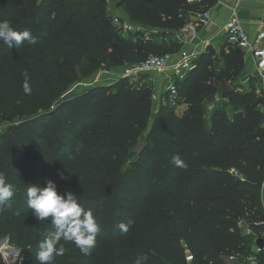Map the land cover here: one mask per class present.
<instances>
[{"label": "trees", "instance_id": "1", "mask_svg": "<svg viewBox=\"0 0 264 264\" xmlns=\"http://www.w3.org/2000/svg\"><path fill=\"white\" fill-rule=\"evenodd\" d=\"M214 3L121 0L120 6L130 23L173 33L191 12H207ZM5 20L37 41L10 49L0 42V124L6 117L19 120L0 136V174L15 192L12 206L0 209V240L21 251L18 264H37L38 244L50 230L51 218L35 219L25 195L47 179L59 192H74L101 228L89 254L64 242L66 252L55 264H188V254L191 264H231V257L254 255L264 264V250L253 252L264 240V94L233 88L230 112H206L207 102L222 96V85L244 70L242 50L227 43L219 53L205 52L178 81L185 109L161 106L150 146L137 154L152 114L150 88L129 79L75 94L70 88L96 69L174 54L181 45L124 38L106 0H0ZM25 72L30 94L23 91ZM176 155L187 168L172 163ZM130 220L121 232L118 225ZM9 249L0 251L12 264Z\"/></svg>", "mask_w": 264, "mask_h": 264}, {"label": "clouds", "instance_id": "2", "mask_svg": "<svg viewBox=\"0 0 264 264\" xmlns=\"http://www.w3.org/2000/svg\"><path fill=\"white\" fill-rule=\"evenodd\" d=\"M0 42L9 49L14 45L20 48L25 42L36 44V38L29 30L17 31L8 21H0ZM23 91L30 94L27 72L23 73ZM82 145H78V148ZM172 163L180 168H187V164L179 155L173 156ZM62 179H67L59 173ZM15 192L11 184L7 183L0 174V209L11 207ZM26 204L32 216L38 221H47L51 218L50 230L38 244L35 252L37 264H55L56 258L66 252L65 243L71 242L82 255L89 254L97 244V236L101 231L93 211L84 208L78 203L77 196L72 191L59 192L55 181L47 179L44 186L31 185L26 188ZM132 221L121 222L118 227L127 233ZM139 264V260L137 262Z\"/></svg>", "mask_w": 264, "mask_h": 264}, {"label": "built area", "instance_id": "3", "mask_svg": "<svg viewBox=\"0 0 264 264\" xmlns=\"http://www.w3.org/2000/svg\"><path fill=\"white\" fill-rule=\"evenodd\" d=\"M202 0H189L190 3H198ZM117 0H106L108 5L116 4ZM240 2L228 7L229 16L224 26V34L226 42L233 48L240 49L244 52L245 59H251L254 76L259 81V90L264 94V30H260L255 35H251L240 18ZM113 25L119 29L121 35L128 39V35L137 31L138 26L124 21L123 18L116 13H109ZM193 21L182 29L183 31V48L176 54L169 55H149L144 61L133 64L130 68L123 69L119 74L117 81L121 79H129L136 81L143 77L158 76L166 83V94L173 107L180 109V113L185 109V105L179 103V88L178 81L184 80L185 77L194 70L198 59L210 49L215 50V36L202 41L199 40L200 28L205 22L210 20V12L194 13ZM140 30H144L139 28ZM148 38V37H147ZM175 57L176 60L172 61ZM110 70H102L94 85L105 84L106 75H110ZM104 77V78H103ZM101 79V80H100ZM110 85L112 83H109ZM177 111V110H176ZM237 175V174H236ZM248 234H251L249 229H246ZM236 257H231L230 260H235ZM250 264H258L256 256L246 258ZM188 264L193 262V256H186Z\"/></svg>", "mask_w": 264, "mask_h": 264}, {"label": "rangeland", "instance_id": "4", "mask_svg": "<svg viewBox=\"0 0 264 264\" xmlns=\"http://www.w3.org/2000/svg\"><path fill=\"white\" fill-rule=\"evenodd\" d=\"M37 1H41V0H37ZM214 1L215 3L210 7V9L218 8L221 6H224L225 8L231 7L232 5L237 3L238 0H214ZM120 3H121V0H117L116 4L113 3L111 5H108L106 3L108 17H110L109 16L110 12L111 14L116 13L120 16V18H123L124 21L130 22L128 19L129 16L126 12V9L124 7H121ZM263 6H264L263 3H257L251 0H241L240 2V8L259 9ZM189 17H190V21H193L194 14H192L191 12ZM15 20H16V17H15ZM135 26H138L137 31L128 35V39L135 40L139 38L142 39V38L148 37L156 42H159V43L163 42L167 45L178 43L181 45L180 50L183 48L182 40H183L184 34H183L182 29L171 33L163 29L153 30V29H148V27H143L141 25H135ZM139 28H142L144 30L139 31ZM224 44H227V42H223L222 40V42L218 43L217 45L220 46V49H221L222 46H224ZM163 53H166V52H159L157 53V55H163ZM165 55H169V53ZM117 62L111 70L109 69L111 71V74L106 75L107 80L103 81L105 82V84H109V83L115 84L122 70L128 67L130 68L133 65V63L127 60H123V64L121 65L119 64V62L118 63ZM102 70L105 71L106 69L104 68L96 69L87 77L82 78L78 82H75L71 86L69 93L75 94V93L83 92L84 90H86L87 88L95 84ZM132 82H136L138 87L146 86L147 88H150L152 90L151 95L153 97V101H152L153 105H152V111H151L152 112L151 118L146 128L145 134L142 137H140V139L138 140V142H142L144 145L150 146V136L154 128L156 118L159 116L160 107L164 106L167 108H172L173 105L166 94L165 81L159 78L158 76L143 77V78H140ZM231 86L232 88H234V90H237V91H246L254 87L259 89V81L257 80L256 77L252 75V73L249 70H247L246 67H244V70L236 75ZM173 108L177 110L176 112L180 113L181 111L180 109L176 107H173ZM217 109H226L228 112H230L228 101L223 100L221 95H217L215 98L207 102L206 112H207L208 117H210V115ZM18 124H19V120L17 119L16 116L6 117L5 121H3L0 124V136L3 135L9 128L16 127L18 126ZM5 245L9 247L11 249L10 252L16 256L15 259L12 261V264H18L20 261L21 251L17 249L16 247L9 245L8 242H6ZM14 249H17L18 251ZM2 257H3V264H8L3 254H2Z\"/></svg>", "mask_w": 264, "mask_h": 264}, {"label": "crops", "instance_id": "5", "mask_svg": "<svg viewBox=\"0 0 264 264\" xmlns=\"http://www.w3.org/2000/svg\"><path fill=\"white\" fill-rule=\"evenodd\" d=\"M253 1V0H251ZM257 3H263L260 1H255ZM210 12V20L205 22L203 27L200 28L199 32V40L202 41L210 37L216 38L214 42V48L219 53L220 46L218 43L226 42V36L224 34V26L229 16V9L228 7H218L209 9ZM240 18L244 25L246 26L247 30L251 35L257 34L258 31L264 30V6L259 9H247V8H240ZM195 18V17H194ZM176 58L173 57L172 61H175ZM244 64L247 70H249L252 75L254 76V68L251 59H244ZM255 77V76H254ZM264 113V109H263ZM261 250L255 244L253 246V252L255 254L259 253ZM255 256V255H254ZM231 264H250L248 260L245 258H236L235 260H230Z\"/></svg>", "mask_w": 264, "mask_h": 264}, {"label": "water", "instance_id": "6", "mask_svg": "<svg viewBox=\"0 0 264 264\" xmlns=\"http://www.w3.org/2000/svg\"><path fill=\"white\" fill-rule=\"evenodd\" d=\"M253 1L264 2V0H253ZM232 92H233V88L231 85H229V84L222 85V99L223 100H228L230 98ZM144 148H145V145L142 142H138V144L135 147V152L137 154H141L143 152ZM262 197H263V201H264V187H263ZM6 242H8L7 239L0 240V249L3 247V245H5ZM256 245L260 250H264V240L263 239L257 240ZM10 250L11 249H9L8 251L10 252ZM14 250H17V249H14ZM0 253H1V251H0Z\"/></svg>", "mask_w": 264, "mask_h": 264}]
</instances>
